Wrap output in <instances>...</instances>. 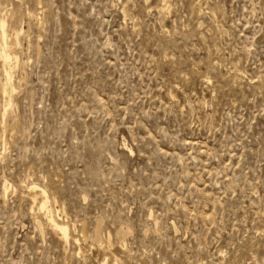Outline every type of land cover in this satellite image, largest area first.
Here are the masks:
<instances>
[{"label": "rangeland", "instance_id": "rangeland-1", "mask_svg": "<svg viewBox=\"0 0 264 264\" xmlns=\"http://www.w3.org/2000/svg\"><path fill=\"white\" fill-rule=\"evenodd\" d=\"M1 20L0 264H264V0H0Z\"/></svg>", "mask_w": 264, "mask_h": 264}, {"label": "bare ground", "instance_id": "bare-ground-1", "mask_svg": "<svg viewBox=\"0 0 264 264\" xmlns=\"http://www.w3.org/2000/svg\"><path fill=\"white\" fill-rule=\"evenodd\" d=\"M7 26H8V23H7V20H1V22H0V30H1V34L2 35H0V36H2V38H3V43H2V46L0 47L1 49H0V55H1V57L4 59V61L6 62L5 63V65L7 64V63H9V62H11V61H13L14 60V56L12 55V51H9V50H12V49H10V47H9V43L7 42V38H8V31H7ZM15 36H18V34H16ZM17 38V41H18V37H16ZM1 39V38H0ZM16 41V40H15ZM15 53V52H14ZM1 59V58H0ZM17 61V60H16ZM15 62V61H14ZM4 63V62H3ZM18 64H19V62H18ZM4 65V67H7V66H5ZM8 65V64H7ZM10 65V64H9ZM3 66V65H2ZM11 66H12V63H11ZM9 68V69H8ZM15 68V67H14ZM5 69V68H4ZM7 71H6V74L5 75H7V83L6 82H4V83H6V84H4L5 86L3 87V89H2V91H3V93L4 94H8V92H9V95L13 92H10L9 90V86H10V82H11V80H10V78H11V68L10 67H7ZM6 70V69H5ZM4 71V70H3ZM5 72V71H4ZM11 87H12V85H11ZM14 87V86H13ZM12 90V89H11ZM8 95V96H9ZM11 96V95H10ZM5 98V97H4ZM8 98L6 97V100H7ZM10 100H11V98H10ZM9 106H10V103H9ZM7 110V109H6ZM5 110V111H6ZM6 114V113H5ZM5 114H4V116H5ZM8 114V113H7ZM6 187H7V185H6ZM30 189V191H32L35 195H41L42 196V204H41V209L43 210V211H45V215H47V219H48V222H49V224H50V226L52 227V229L56 232V233H58L60 236H61V238L65 241V242H68L71 238H70V232H69V227L66 225V224H64V223H60V222H58L57 221V219H56V217L54 216V214H53V212L52 211H54V210H52L51 211V209L49 208V206H48V203H50L49 202V196H48V193L45 191V189L43 190V189H41V188H39L37 185H33V186H31V188H29ZM5 190V189H4ZM31 192V193H32ZM42 211V212H43ZM98 229V228H97ZM127 234V232L124 230V231H120L119 232V238H124L125 237V235ZM115 264H117V263H115Z\"/></svg>", "mask_w": 264, "mask_h": 264}]
</instances>
